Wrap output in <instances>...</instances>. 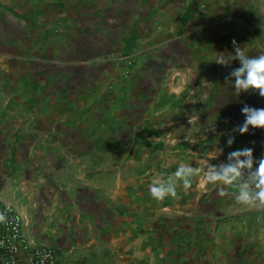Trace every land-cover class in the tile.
Returning a JSON list of instances; mask_svg holds the SVG:
<instances>
[{
	"label": "crops",
	"instance_id": "obj_1",
	"mask_svg": "<svg viewBox=\"0 0 264 264\" xmlns=\"http://www.w3.org/2000/svg\"><path fill=\"white\" fill-rule=\"evenodd\" d=\"M236 45L264 53V0H0V200L28 237L59 264H264V205L207 180L253 148L254 187L264 159Z\"/></svg>",
	"mask_w": 264,
	"mask_h": 264
},
{
	"label": "clouds",
	"instance_id": "obj_2",
	"mask_svg": "<svg viewBox=\"0 0 264 264\" xmlns=\"http://www.w3.org/2000/svg\"><path fill=\"white\" fill-rule=\"evenodd\" d=\"M235 57H238L243 64V67L233 71L232 75L236 77L235 87L237 92L240 90L258 89L259 95L264 97V53L258 56L249 58L245 54V50L236 45ZM233 59L232 56H217L214 60L221 65L228 63V60ZM245 114L244 123L238 128L241 134L249 132L250 127L264 128V108H255L245 106L242 109ZM233 139L228 140V144L232 145ZM253 148H244L230 153V159L235 160V163L221 165L219 169L211 167L207 172V180L210 182H219L222 185H232L237 188L235 199L241 204L264 205V159L259 161V166L252 174L254 187L249 183H235L243 175V169L253 167ZM247 157V159H241ZM194 174L192 166L181 164L174 175L179 180H182L185 187H190L192 184L191 177ZM151 194L157 199H163L168 195L175 196L177 194L176 183L171 178L164 182H154L150 186ZM224 189L221 188L223 194ZM3 214H0V219H3Z\"/></svg>",
	"mask_w": 264,
	"mask_h": 264
},
{
	"label": "built area",
	"instance_id": "obj_3",
	"mask_svg": "<svg viewBox=\"0 0 264 264\" xmlns=\"http://www.w3.org/2000/svg\"><path fill=\"white\" fill-rule=\"evenodd\" d=\"M0 264H59L60 250L32 241L26 218L12 203L0 200Z\"/></svg>",
	"mask_w": 264,
	"mask_h": 264
},
{
	"label": "rangeland",
	"instance_id": "obj_4",
	"mask_svg": "<svg viewBox=\"0 0 264 264\" xmlns=\"http://www.w3.org/2000/svg\"><path fill=\"white\" fill-rule=\"evenodd\" d=\"M2 95H6V94H5V91L0 88V96L2 97Z\"/></svg>",
	"mask_w": 264,
	"mask_h": 264
}]
</instances>
